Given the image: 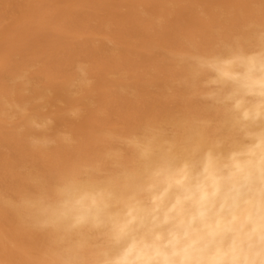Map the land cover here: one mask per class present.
Masks as SVG:
<instances>
[{"label":"bare ground","instance_id":"bare-ground-1","mask_svg":"<svg viewBox=\"0 0 264 264\" xmlns=\"http://www.w3.org/2000/svg\"><path fill=\"white\" fill-rule=\"evenodd\" d=\"M262 42L264 0H0V264L69 258L17 205L98 158L109 132L146 122L197 130L211 101L177 85L180 54ZM25 104L29 119L55 124L30 126ZM32 137L56 142L34 148Z\"/></svg>","mask_w":264,"mask_h":264},{"label":"clouds","instance_id":"clouds-1","mask_svg":"<svg viewBox=\"0 0 264 264\" xmlns=\"http://www.w3.org/2000/svg\"><path fill=\"white\" fill-rule=\"evenodd\" d=\"M180 60L177 85L211 101L197 130L109 132L98 158L17 205L68 245L62 264H264V42ZM17 109L37 129L54 123Z\"/></svg>","mask_w":264,"mask_h":264},{"label":"rangeland","instance_id":"rangeland-1","mask_svg":"<svg viewBox=\"0 0 264 264\" xmlns=\"http://www.w3.org/2000/svg\"><path fill=\"white\" fill-rule=\"evenodd\" d=\"M62 113H63V114H68L66 109H63ZM80 113H83V112L81 111ZM78 116H79V115H78ZM82 117H83V116H80V117H79L80 120L78 119L81 123L83 122V120L85 121V119H86L85 117H83V119H81ZM53 124H55V123H53Z\"/></svg>","mask_w":264,"mask_h":264}]
</instances>
